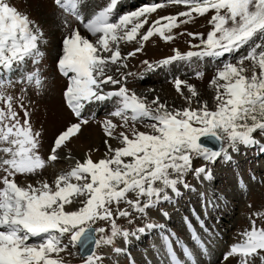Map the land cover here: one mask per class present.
<instances>
[{
  "label": "snow or ice",
  "instance_id": "snow-or-ice-1",
  "mask_svg": "<svg viewBox=\"0 0 264 264\" xmlns=\"http://www.w3.org/2000/svg\"><path fill=\"white\" fill-rule=\"evenodd\" d=\"M117 2L110 0L107 7L85 20L79 10L81 0H55L83 24L95 41L82 36L79 29L63 40V54L57 67L62 75L70 76L64 97L79 122L55 139L47 160L39 154L40 133L33 130L28 112L25 110L21 122L13 97L5 93L11 81L0 80V104L4 105L0 107V170L5 173L0 177V264H66L60 258L68 247L63 243L64 236H68L72 246L87 252L84 264H99L96 248L113 245L117 237L127 241L136 235L120 227L118 217L129 218L132 223L133 212L145 216L148 209L171 202L173 194H181V187H190L186 180L189 172L210 178L206 167L193 169L195 158L215 162L223 156L230 160L229 149L238 152L240 146H254L258 144L255 134H264V0H165L113 19ZM168 3L183 5L188 10L159 17L149 25L151 14ZM210 12L214 13L210 20L212 31L207 37L189 34L200 39V44L191 45L198 50L181 53L176 49L173 56L159 63L221 58L249 46L247 55L235 64H224L210 81L216 90L215 110L198 100L193 108L197 90L179 79L175 81L177 91L183 96L184 84L191 94L184 97L188 106L170 109L159 97L148 102L130 91L126 76L117 79L109 74L111 65H116L117 70L127 67L123 62L127 57L120 50L122 42L140 44L128 53L134 56L152 37L158 35L170 42L174 29L190 23L194 16ZM145 25L149 27L142 33ZM42 38L43 31L27 14L9 0H0V70L12 72L29 59L38 63L43 55L39 48ZM245 61L251 62V75L246 74L249 69L244 67ZM25 80L36 87L43 83L38 70L28 73ZM109 84L121 86L106 92L104 86ZM113 98L118 106L111 115L119 117L124 127H128L129 121L135 124L148 119L151 123L146 127L151 132L133 127L130 132L114 135L117 125L106 120L105 134L117 139L121 146L113 148L106 140L105 158L94 161L89 156L78 161L51 183H17V175L35 176L58 159V150L88 123L81 115L86 104ZM202 138L215 139L222 146L219 150L210 149L201 142ZM122 203L128 208L121 209ZM71 204L80 206L67 210L66 205ZM98 220L110 223V233L104 227H94ZM146 227L154 225L149 223ZM144 231L145 227L136 229L138 233ZM242 236V241L233 245L227 255L239 257V264H255L256 259L264 264V227L257 228L253 221L251 229ZM31 237L44 239L33 244L29 243ZM90 245L93 247L88 251ZM186 254L191 255L187 249ZM173 264L178 262L173 260Z\"/></svg>",
  "mask_w": 264,
  "mask_h": 264
},
{
  "label": "rangeland",
  "instance_id": "rangeland-1",
  "mask_svg": "<svg viewBox=\"0 0 264 264\" xmlns=\"http://www.w3.org/2000/svg\"><path fill=\"white\" fill-rule=\"evenodd\" d=\"M9 2L27 14L43 31L39 44L43 55L38 63L29 59L23 65L14 67L12 72L0 70V80L11 81L6 86L5 93L13 97V106L19 113L21 122L24 120L25 110L28 112L33 130L40 133L39 154L47 160L55 139L70 125L79 122L64 97L70 76L62 75L57 67L58 59L63 54V40L70 36L74 29H79L82 36L92 41H95V37H92L73 15L58 6L55 0ZM164 2L165 0H118L113 10V19L150 4ZM109 3L110 0H81L79 10L87 20ZM187 10L183 5L168 3L166 7L151 14L149 25L159 17ZM213 14L210 12L205 16L197 15L190 23L181 24L171 33L174 39L170 42H165L158 35L152 37L144 44L142 51L134 56H128V53L139 48L140 44L135 41L122 42L120 50L122 56L127 57L123 61L127 67L117 70L116 65H111L109 74L117 79L126 76V86L130 91L145 97L148 102L159 97L160 102L166 103L170 109L188 106L184 97L191 94L184 84L181 85L184 95L177 91L175 81L179 79L186 85H194L197 90L198 96L193 98V108L197 107L198 100L207 102L209 109L215 110L216 90L210 81L216 77L217 71L224 64H235L247 55L249 46L221 58H193L192 61H175L168 65L159 63L173 56L176 49L181 53L198 50L191 45L200 44V39L189 34H202L206 38L212 31L210 20ZM149 25H145L141 32L146 31ZM145 61L149 63L146 64ZM149 64L153 67H149ZM244 67L249 69L246 74L251 75V62L245 61ZM37 70L43 81L41 87L25 80L28 73ZM120 86L109 84L104 86V90L114 91ZM117 106L115 98L86 104L81 115L88 123L82 125L80 132L58 150V159L49 162L48 166L35 176L17 175V183L21 186H27L37 180H47L51 183L58 174L66 173L75 167L78 161L83 162L89 156L94 161L105 158L106 140L113 148L121 146L117 139L109 138L105 134L103 124L106 120H112L117 125L114 135L130 132L133 127L138 131L151 132V129L146 127L151 123L148 119L135 124L129 121L128 127H124L119 117L111 115ZM0 107L4 105L0 104ZM255 138L258 144L254 146H240L238 152L229 149L231 159L228 161L223 156L215 162L195 158L193 169L206 167L210 178H206L204 174L197 176L194 172H189L186 180L190 187H181V194H173L171 202H162L148 209L145 216L133 212L132 223H129V218L118 217L117 224L135 232L136 235L130 236L127 241L117 237L113 245L102 244L96 248V254L100 257L99 264H173V260L178 264H239V257L227 255L231 247L242 241V234L251 229L253 221L257 228L264 227V134L258 132ZM212 142L208 138L203 139V143L208 147L218 146ZM224 146L226 147V142ZM0 156H3V153H0ZM66 156H71L75 163L71 164ZM4 174L3 170H0V177ZM120 208H128V205L122 203ZM113 211L115 213V206ZM163 213H167V216ZM149 223L154 227L147 228ZM94 227H104L110 233L111 226L108 221L98 220ZM140 227H145L143 233L136 232ZM41 239L42 237H39L35 241L30 238L29 243L38 244ZM162 239L170 242L176 252L169 256L167 244H164V249L160 244ZM63 243L68 247L60 253V258L66 264H84L83 256L87 252L82 253L79 247L72 246L68 236L63 237ZM117 248L121 251L117 252ZM186 249L191 255L186 254ZM255 264H260L259 259H256Z\"/></svg>",
  "mask_w": 264,
  "mask_h": 264
},
{
  "label": "bare ground",
  "instance_id": "bare-ground-1",
  "mask_svg": "<svg viewBox=\"0 0 264 264\" xmlns=\"http://www.w3.org/2000/svg\"><path fill=\"white\" fill-rule=\"evenodd\" d=\"M89 37H90V35H89ZM87 38V37H86ZM67 157V159L69 160V162L71 163V164H74L75 162L73 161V159H72V157L71 156H66ZM68 162V161H67ZM212 181H213V179H211ZM78 206V204H71V205H66V209L67 210H75L76 208H78L77 207ZM33 240H35V241H37V239L39 238V237H31ZM165 243H167L168 244V242H166L165 241V239H162L161 241H160V244H161V246H163V249H164V244ZM159 246V245H158ZM78 247V246H77ZM92 247V245H90L89 246V249ZM159 248L161 249V247L159 246ZM80 250H81V252L82 253H86V251H84V250H82L81 248H79ZM105 250H107V248H104ZM158 249V248H157ZM163 256H164V254H163ZM166 256H167V254H166ZM165 256V257H166ZM173 260V259H172Z\"/></svg>",
  "mask_w": 264,
  "mask_h": 264
},
{
  "label": "water",
  "instance_id": "water-1",
  "mask_svg": "<svg viewBox=\"0 0 264 264\" xmlns=\"http://www.w3.org/2000/svg\"><path fill=\"white\" fill-rule=\"evenodd\" d=\"M203 139L204 138H202V140H201V142L203 143ZM209 140H212L213 142L212 143H217L218 144V146H216V147H208L207 145H205L204 143V145L206 146V147H208V148H210V149H213V150H219L220 148H221V142H218V141H216L215 139H209ZM93 247V246H92ZM92 247L90 248L91 250H92ZM84 255H86V254H84Z\"/></svg>",
  "mask_w": 264,
  "mask_h": 264
},
{
  "label": "trees",
  "instance_id": "trees-1",
  "mask_svg": "<svg viewBox=\"0 0 264 264\" xmlns=\"http://www.w3.org/2000/svg\"><path fill=\"white\" fill-rule=\"evenodd\" d=\"M132 211V210H131ZM136 213V212H135ZM110 230V229H109ZM101 235H103V234H101Z\"/></svg>",
  "mask_w": 264,
  "mask_h": 264
}]
</instances>
